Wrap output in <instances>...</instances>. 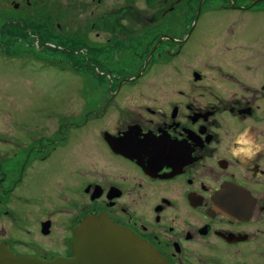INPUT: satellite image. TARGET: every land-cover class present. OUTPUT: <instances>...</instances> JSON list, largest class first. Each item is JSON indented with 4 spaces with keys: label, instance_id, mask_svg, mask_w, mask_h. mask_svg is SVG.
<instances>
[{
    "label": "flooded vegetation",
    "instance_id": "1",
    "mask_svg": "<svg viewBox=\"0 0 264 264\" xmlns=\"http://www.w3.org/2000/svg\"><path fill=\"white\" fill-rule=\"evenodd\" d=\"M11 35L41 104L0 119V250L72 258L104 217L167 264H264V0H0Z\"/></svg>",
    "mask_w": 264,
    "mask_h": 264
},
{
    "label": "water",
    "instance_id": "2",
    "mask_svg": "<svg viewBox=\"0 0 264 264\" xmlns=\"http://www.w3.org/2000/svg\"><path fill=\"white\" fill-rule=\"evenodd\" d=\"M72 258L40 262L4 248L0 264H167L162 254L136 234L104 217H89L76 229Z\"/></svg>",
    "mask_w": 264,
    "mask_h": 264
},
{
    "label": "rangeland",
    "instance_id": "3",
    "mask_svg": "<svg viewBox=\"0 0 264 264\" xmlns=\"http://www.w3.org/2000/svg\"><path fill=\"white\" fill-rule=\"evenodd\" d=\"M6 6V4L4 5ZM205 24L203 23L201 26V34L198 36H204V29ZM5 45L8 46V50L7 52H3V54H8L7 57H4L3 54L0 52V119L1 118H15V117H19L20 116V112L21 115L23 117H29L30 113L32 112V108L35 106H38L39 104H41L40 100H35L31 105H27L23 104V106H21L22 108H20L18 105L13 103L14 100V95L13 93L19 89V87H23L25 85H28V81H26L25 83H23V79H20V77H18L19 75L23 74L26 76L29 74L28 72L26 73H21V71L19 70H30L29 66L30 64H28L25 68H21V62L19 61V59H22L20 57L16 58L15 56L17 55H21V54H26L28 52V48L24 45H14L15 43H13L14 41L6 36L3 38ZM193 49L195 50L196 53V58H200L205 56L206 54V50H204V47H201L199 45H193ZM183 63V62H182ZM228 60L225 61V65L230 68L228 65ZM194 64H196L197 66H199L200 64H202L201 61L196 60L194 61ZM202 67V66H200ZM231 69V68H230ZM237 70V69H234ZM261 80H264V72L261 73L260 75ZM161 80V77L158 79ZM58 85H73L76 84L75 80H66V79H58V81L56 82ZM44 84V83H42ZM26 87V86H25ZM22 90V88L20 89ZM24 92V94H28V91H22ZM53 99H55L53 97ZM51 103H53V105H57L58 102L55 101H50Z\"/></svg>",
    "mask_w": 264,
    "mask_h": 264
},
{
    "label": "clouds",
    "instance_id": "4",
    "mask_svg": "<svg viewBox=\"0 0 264 264\" xmlns=\"http://www.w3.org/2000/svg\"><path fill=\"white\" fill-rule=\"evenodd\" d=\"M238 143L247 144L248 142L246 140H244L243 137H241L240 140H238ZM239 152H244L245 154H251V150L250 149L245 150L244 148H241L239 150ZM239 152L237 154H239Z\"/></svg>",
    "mask_w": 264,
    "mask_h": 264
},
{
    "label": "trees",
    "instance_id": "5",
    "mask_svg": "<svg viewBox=\"0 0 264 264\" xmlns=\"http://www.w3.org/2000/svg\"><path fill=\"white\" fill-rule=\"evenodd\" d=\"M9 32H10L11 34L13 33L12 30H9ZM10 38L13 40V38H15V36H14V35H11ZM14 43H16V41H14Z\"/></svg>",
    "mask_w": 264,
    "mask_h": 264
}]
</instances>
